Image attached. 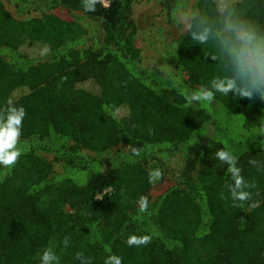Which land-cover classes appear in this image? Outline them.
I'll list each match as a JSON object with an SVG mask.
<instances>
[{"label": "trees", "instance_id": "1", "mask_svg": "<svg viewBox=\"0 0 264 264\" xmlns=\"http://www.w3.org/2000/svg\"><path fill=\"white\" fill-rule=\"evenodd\" d=\"M151 1L85 12L81 0H0V105L26 111L22 155L0 166V264H39L45 248L59 264H79L78 251L92 264H264V172L248 163L264 161L255 136L264 101L216 93L190 106L184 90L207 86L220 66L173 20L172 0H159L170 31L142 26L134 9ZM217 149L237 154L255 181L254 209L221 199L230 176ZM154 169L163 173L155 185ZM133 234L151 242L129 247Z\"/></svg>", "mask_w": 264, "mask_h": 264}, {"label": "clouds", "instance_id": "2", "mask_svg": "<svg viewBox=\"0 0 264 264\" xmlns=\"http://www.w3.org/2000/svg\"><path fill=\"white\" fill-rule=\"evenodd\" d=\"M100 4L108 7L106 0H81L85 12H95ZM173 20L190 37L193 44L205 46V60L210 58L220 66V74L215 75L207 86L198 90L185 89L184 96L190 106L211 104L216 93L227 97H254L264 101V20L260 19L264 9V0H193L188 8L177 0H172ZM177 88L180 82L176 81ZM26 111L13 100H7L0 105V166L11 169L19 161L22 151L19 147L22 135L23 121ZM149 134L154 130L149 129ZM261 148H264V121H261L256 132ZM255 140V139H254ZM136 156L139 150H134ZM215 159L226 165L230 182H226L228 197L221 193V199L230 198L233 207L249 209L258 206L253 201V195H260L254 180H246L242 169L238 166L239 157L230 150L217 149ZM257 172H264V161L252 158L248 161ZM163 176L160 169L151 170L148 182L155 185ZM2 180V177H0ZM251 201V203H249ZM138 211L147 213L149 201L141 196L138 201ZM243 218V217H241ZM151 242L148 235H129L125 243L129 247H139ZM70 237L65 236L62 244L69 246ZM75 259L79 264H92V258L83 252H76ZM39 264H59V257L52 248H45L39 253ZM105 264H122V259L110 256Z\"/></svg>", "mask_w": 264, "mask_h": 264}, {"label": "rangeland", "instance_id": "3", "mask_svg": "<svg viewBox=\"0 0 264 264\" xmlns=\"http://www.w3.org/2000/svg\"><path fill=\"white\" fill-rule=\"evenodd\" d=\"M162 3L159 0H152L149 3L136 6L134 9V17L139 18V22L142 26L153 25L162 26L164 31H170L169 25L165 22L164 16L159 13ZM64 14V13H63ZM173 33V32H172ZM139 46L142 50L143 59L148 64H156L157 54L155 51L146 44L144 41L139 42ZM175 163V161H174ZM171 172L167 173L165 181L157 188L152 191L153 195L159 192L161 189L167 186L171 180Z\"/></svg>", "mask_w": 264, "mask_h": 264}, {"label": "built area", "instance_id": "4", "mask_svg": "<svg viewBox=\"0 0 264 264\" xmlns=\"http://www.w3.org/2000/svg\"><path fill=\"white\" fill-rule=\"evenodd\" d=\"M107 190H109V189H107Z\"/></svg>", "mask_w": 264, "mask_h": 264}]
</instances>
